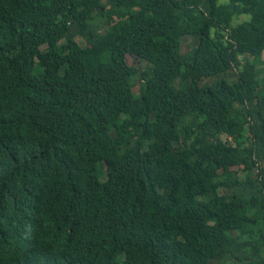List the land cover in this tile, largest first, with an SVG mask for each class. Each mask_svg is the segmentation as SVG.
I'll return each instance as SVG.
<instances>
[{
  "label": "trees",
  "instance_id": "16d2710c",
  "mask_svg": "<svg viewBox=\"0 0 264 264\" xmlns=\"http://www.w3.org/2000/svg\"><path fill=\"white\" fill-rule=\"evenodd\" d=\"M263 53L264 0H0V264H264Z\"/></svg>",
  "mask_w": 264,
  "mask_h": 264
},
{
  "label": "rangeland",
  "instance_id": "374dc122",
  "mask_svg": "<svg viewBox=\"0 0 264 264\" xmlns=\"http://www.w3.org/2000/svg\"><path fill=\"white\" fill-rule=\"evenodd\" d=\"M77 40L80 42V43H84L83 41H81L79 38H77ZM189 42H191V39L189 38H184L183 39V43H185L184 44V47L186 48L187 46H188V44H189ZM126 60H127V63L129 64V65H131V66H135V67H138V68H141V65H142V63L140 62V59L139 58H136V57H132V56H129V55H127L126 56ZM261 63L259 64V68H261L262 69V75L261 76H259V79L260 80H264V53H263V55H262V58H261ZM229 75H231L232 77H234V72H230L229 73ZM264 89V84H263V86H262V89L261 90H263ZM134 95L135 96H138V87H135L134 88ZM99 168H100V170L101 171H104L105 170V168H104V166H103V163H99Z\"/></svg>",
  "mask_w": 264,
  "mask_h": 264
}]
</instances>
